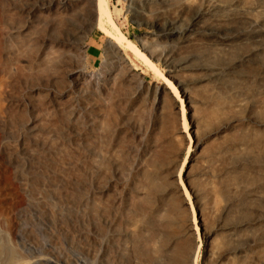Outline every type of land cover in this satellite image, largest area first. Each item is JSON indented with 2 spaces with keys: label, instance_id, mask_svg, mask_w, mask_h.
<instances>
[{
  "label": "rangeland",
  "instance_id": "1",
  "mask_svg": "<svg viewBox=\"0 0 264 264\" xmlns=\"http://www.w3.org/2000/svg\"><path fill=\"white\" fill-rule=\"evenodd\" d=\"M35 1L0 0V264H264V0H106L174 95L129 52L106 59L87 3L21 14ZM29 165L98 222L92 250L22 210Z\"/></svg>",
  "mask_w": 264,
  "mask_h": 264
},
{
  "label": "bare ground",
  "instance_id": "2",
  "mask_svg": "<svg viewBox=\"0 0 264 264\" xmlns=\"http://www.w3.org/2000/svg\"><path fill=\"white\" fill-rule=\"evenodd\" d=\"M30 1V0H29ZM180 1V0H179ZM193 1V0H192ZM191 1V2H192ZM81 2H83V4L87 3L88 7L91 8V10H93V18H96V24L95 27L97 28V30L99 32L108 34L110 36V43L107 45L106 50H105V57L107 60H109L112 57H115V53L116 50L117 51H126L129 52L130 54H132L135 58H137L145 67H147L149 69V71L151 73H153L154 75H156L157 77H160V79H162V83L163 85L167 88V90L173 94L175 93V88L172 85V83L163 76L162 73L159 72L156 64L153 62L151 55L153 53H155L154 51V47L153 46H158L155 44L154 41H150L152 43V46L149 47L150 42H149V46L148 48H144L143 50L140 49L134 42L130 41L129 39H127L125 37V35L120 31V29L116 26V24L114 23L112 17H111V13L109 12V10L107 9L106 5L107 2L106 0H36L35 4H31L32 7H29L27 5V3L25 5H21V14L24 12L25 15L26 14H35L37 9L43 10V13L45 10L49 9H55V10H60L61 13H67L69 9H71L72 7H76L78 4H80ZM181 2V1H180ZM202 2V1H201ZM196 4V3H195ZM16 6V5H15ZM19 6V5H18ZM190 9V8H189ZM13 10V9H12ZM15 10V9H14ZM42 12V11H41ZM17 13V12H14ZM12 13V14H14ZM23 13V14H24ZM197 14V13H196ZM231 14V13H230ZM24 16V15H23ZM243 14L241 15V18L244 19V17H242ZM246 17V16H245ZM239 18V16L237 17V19ZM247 18V17H246ZM14 19V18H13ZM241 19H239L240 22ZM242 21V20H241ZM245 22V21H244ZM256 22V21H255ZM194 25V24H193ZM94 27V26H93ZM173 27V26H172ZM193 27V26H192ZM191 27V28H192ZM194 28V27H193ZM198 29V28H197ZM196 30V28H195ZM189 29H186V32H188ZM216 31V30H215ZM214 32V31H213ZM211 32V33H213ZM185 32L182 34L180 32V37L183 38ZM171 35V34H170ZM179 35V34H178ZM186 35V34H185ZM167 36V35H166ZM1 37V36H0ZM149 37V36H148ZM179 38V37H178ZM163 39V38H162ZM173 39V38H172ZM170 40V39H169ZM162 43V42H161ZM153 47V48H152ZM159 47V46H158ZM221 47V46H220ZM156 49V48H155ZM222 49V48H221ZM121 51V52H122ZM159 53H162L161 51H159ZM158 53V55H159ZM156 57V56H155ZM111 60V59H110ZM108 64V65H107ZM109 62H106V67L109 66ZM181 66V64H179ZM107 74L111 73V69L106 70ZM211 72V71H210ZM106 74V75H107ZM100 80V84L101 86L106 82L104 80L103 77H101V79H98V81ZM97 81V83H98ZM109 81V80H108ZM98 85V84H97ZM184 93V92H183ZM170 94V95H171ZM174 95V94H173ZM181 96V95H180ZM183 97L185 98V96L183 95ZM105 102V101H104ZM89 104V103H88ZM94 105H90L89 109L90 111H95L94 109ZM264 109V106H263ZM84 151V150H83ZM93 151V150H92ZM100 152V151H99ZM102 154V153H101ZM99 154V155H101ZM101 157V156H100ZM103 157V155H102ZM101 157V158H102ZM84 158V157H83ZM85 159V158H84ZM83 159V160H84ZM104 159V158H102ZM47 160V159H46ZM88 160V159H87ZM86 160V162H87ZM99 160V159H98ZM89 161V160H88ZM85 162V161H84ZM90 162V161H89ZM37 163V162H36ZM17 164V163H16ZM95 164V163H94ZM99 165V163H97ZM0 165H1V159H0ZM18 165V164H17ZM22 165H24L22 163ZM93 165V164H92ZM50 166V165H49ZM6 167V166H5ZM52 167V166H51ZM50 167V168H51ZM91 167V166H90ZM99 167V166H98ZM16 168V167H15ZM44 168V167H43ZM70 168V167H69ZM95 168V167H94ZM97 168V167H96ZM28 171L26 173V175H42V177L40 179H36L34 181H31L29 183H21V185L24 186V188L27 190L28 193V197L26 199H19V205L22 207V210L26 213H29L30 216H34L37 218V220L39 222H41L42 224L46 225V226H50L51 224H53V220L52 218L57 216L60 219V222L62 223L63 227H64V232L65 233H69L72 234V236L74 235L77 240V246L86 249L87 251L92 250V248H94V245H96L97 242V224L98 222H89L90 220H93V216H89V213L85 210H81L82 211H76L73 214L69 213V210L71 211L72 209L70 208V204H71V199L65 197V200L61 199L60 197H58V195L54 194L53 191H55V189L53 191H51L52 187H60L63 186V184H60L61 181H57V177L53 176L54 174L48 173L43 171L39 166H28ZM68 169V167H67ZM76 169V168H75ZM98 169V168H97ZM63 170V169H62ZM92 171V170H91ZM63 172V171H61ZM67 172V171H66ZM70 172V171H69ZM3 178L4 181L7 182L8 180V173L7 170H3ZM1 173V174H2ZM93 173V171H92ZM64 174V173H63ZM77 175V173H76ZM71 177V176H70ZM80 179V178H79ZM82 180V178H81ZM10 181V180H9ZM21 182V180H20ZM71 182V181H70ZM69 182V183H70ZM59 183V184H58ZM68 183V184H69ZM74 185H79L80 183H78L76 180H73ZM11 185V183H10ZM17 189V188H16ZM83 190V189H82ZM88 190V189H87ZM88 192V191H87ZM58 193V192H57ZM81 197V196H80ZM98 198V197H97ZM77 200V198H76ZM79 200V197H78ZM35 203H43L44 206L46 207V210L48 211V216H43L41 214V211L36 207ZM95 204V203H94ZM86 205V203H85ZM89 205V203H88ZM78 206V205H77ZM87 206V205H86ZM92 206V205H90ZM70 208V209H69ZM126 208V207H125ZM76 209V208H75ZM74 209V210H75ZM94 210H96L94 208ZM92 211V210H91ZM103 211H105L103 209ZM107 211V210H106ZM117 211V210H116ZM23 212V213H24ZM72 212V211H71ZM96 212V211H95ZM25 213V214H26ZM104 213V212H103ZM118 214L121 212H119V208H118ZM193 213V212H192ZM0 214H5L3 208L0 205ZM24 214V217L26 216ZM70 214V215H69ZM95 214V213H94ZM93 215V214H92ZM103 215V214H102ZM21 216V215H20ZM96 217V216H95ZM94 217V218H95ZM101 217V216H100ZM99 217V218H100ZM106 217V216H105ZM122 217V215L120 216ZM127 217V216H126ZM56 218V217H55ZM98 218V221L101 222V219ZM25 220V218H24ZM115 221V220H114ZM117 221V220H116ZM125 221V220H124ZM20 222V221H19ZM20 224V223H18ZM23 224V223H22ZM22 226V225H21ZM25 226V224L23 225ZM41 226V225H40ZM7 230L9 232V234L13 237V239H17L19 240V242L25 246H28L29 248L31 247L33 250H35V252H38V249H34L29 242H27L26 240H24V236L23 233H17L16 228H17V223L14 219H10L7 218ZM26 228V227H24ZM23 228V231H25ZM97 228V229H96ZM103 228V227H101ZM116 228V227H115ZM126 228V227H125ZM129 227H127L126 229H128ZM22 229V228H21ZM107 229V228H106ZM121 229V228H120ZM132 229V228H131ZM196 229V228H195ZM125 230V229H124ZM27 232V230H26ZM129 233V232H128ZM111 234V233H110ZM106 235V234H105ZM103 235V236H105ZM108 236V234H107ZM111 235H109L110 237ZM116 236V235H115ZM125 236V235H124ZM117 237V236H116ZM126 237V236H125ZM27 238V236H26ZM67 238V237H66ZM107 238V237H106ZM124 238V237H123ZM115 239V238H114ZM113 239V241H114ZM120 239V238H119ZM70 241V240H69ZM103 241V240H102ZM104 241H105V237H104ZM118 241V240H117ZM71 243V241H70ZM113 243V242H112ZM125 243V242H124ZM123 243V244H124ZM109 244V243H108ZM115 244V243H114ZM65 246V245H64ZM128 246V245H126ZM125 246V247H126ZM54 247V246H53ZM30 248V249H31ZM110 248V247H109ZM31 249V250H32ZM106 249V247H105ZM112 249V248H110ZM77 251V249H76ZM96 251V250H95ZM99 251V250H98ZM109 251V250H108ZM100 252V251H99ZM113 252V251H110ZM121 252V251H120ZM119 252V253H120ZM124 252V251H123ZM122 252V253H123ZM101 253V252H100ZM126 253V251H125ZM123 253V254H125ZM94 254V253H93ZM99 254V253H97ZM98 256V255H97ZM113 257V256H112ZM127 257V256H126ZM103 258V257H102ZM118 258V256H117ZM80 260V259H78ZM82 261V260H81ZM72 262V261H71ZM70 261L67 260L66 257H64V255L58 253L56 250H52V254L49 257H38L36 258L31 264H74L71 263ZM85 262V261H84ZM83 262V263H84ZM122 262V261H121ZM125 262V261H124ZM108 263H111V261ZM112 264V263H111Z\"/></svg>",
  "mask_w": 264,
  "mask_h": 264
},
{
  "label": "water",
  "instance_id": "3",
  "mask_svg": "<svg viewBox=\"0 0 264 264\" xmlns=\"http://www.w3.org/2000/svg\"><path fill=\"white\" fill-rule=\"evenodd\" d=\"M95 23V22H94ZM154 63H156L155 61H153ZM166 78V77H165Z\"/></svg>",
  "mask_w": 264,
  "mask_h": 264
}]
</instances>
